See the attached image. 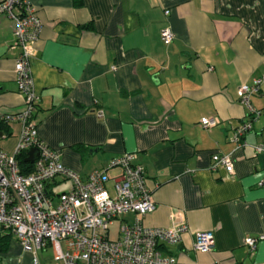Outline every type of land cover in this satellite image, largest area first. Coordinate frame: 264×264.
<instances>
[{"label":"crops","instance_id":"0c3cea01","mask_svg":"<svg viewBox=\"0 0 264 264\" xmlns=\"http://www.w3.org/2000/svg\"><path fill=\"white\" fill-rule=\"evenodd\" d=\"M25 1L42 22L31 63L38 136L64 166L86 178L133 153L156 205L144 225L188 226L180 245L163 251L176 264H264V240L254 251L246 244L264 236V152L255 149L264 145V80L250 101L258 120L243 146L232 141L251 117L239 87L264 79V0ZM167 27L171 44L161 39ZM13 29L2 17V115L24 105L14 76L20 49L13 47ZM203 118L219 124L206 130ZM15 144L13 137L0 138L7 151ZM215 154L231 155L234 174L213 169ZM49 188L59 193L69 183L58 179ZM200 231L214 233L213 251L194 249ZM10 239L1 264H33Z\"/></svg>","mask_w":264,"mask_h":264},{"label":"built area","instance_id":"2783aa9c","mask_svg":"<svg viewBox=\"0 0 264 264\" xmlns=\"http://www.w3.org/2000/svg\"><path fill=\"white\" fill-rule=\"evenodd\" d=\"M2 17L14 24L13 47L20 49L14 76L24 105L17 112L0 114V125L6 129L0 138L16 140L12 151L0 147V241L15 239L24 252L32 255L33 264H42L39 252L48 249L52 251V264H176L175 257L163 251L180 245L188 226L183 221H174L166 228L144 225L143 219L155 211L156 205L144 168L135 163V154L116 157L83 178L64 166L60 153L39 138L35 118L39 96L31 63L42 22L35 7L25 0H0V23ZM161 39L164 44L173 42L170 27L163 30ZM263 80L256 79L238 89L240 102L251 111V117L232 135L238 147L243 146L244 136L260 116L250 101ZM98 116L102 117L103 112ZM218 124L216 118L201 120L206 130ZM15 125L18 131L12 130ZM255 149L262 153L264 145ZM32 150V161L26 162L32 172L24 174L20 158H28ZM212 159L213 169L221 166L234 174L231 155L215 154ZM58 179L69 183V188L54 193L49 187ZM129 215L134 218L128 222L124 219ZM116 223L117 238L111 240L110 230ZM262 240L264 236L248 238L246 244L254 251ZM214 241L213 232H197L194 249L211 252Z\"/></svg>","mask_w":264,"mask_h":264},{"label":"trees","instance_id":"16d2710c","mask_svg":"<svg viewBox=\"0 0 264 264\" xmlns=\"http://www.w3.org/2000/svg\"><path fill=\"white\" fill-rule=\"evenodd\" d=\"M74 1H75L74 3H75L76 6H81L82 5V0H74ZM5 130L6 129L0 125V135H1V133L6 132ZM20 165H21V168H22V172L24 174L32 172L31 165L30 164H26V162L24 161V157L20 158ZM10 243H11V239L9 237L3 238L0 241V264H1V261H2L1 255L8 253L9 248H10Z\"/></svg>","mask_w":264,"mask_h":264},{"label":"rangeland","instance_id":"374dc122","mask_svg":"<svg viewBox=\"0 0 264 264\" xmlns=\"http://www.w3.org/2000/svg\"><path fill=\"white\" fill-rule=\"evenodd\" d=\"M60 190H63V188L60 189ZM117 229H118V224L117 223L111 227V230H110V239L111 240H114V239L117 238ZM13 247L14 246H12V248ZM3 255H5V254H3ZM39 256L43 260L46 259V258H49V259L52 260V256L53 255H52V251L50 249H48V252L47 253L46 252H43V251L39 252Z\"/></svg>","mask_w":264,"mask_h":264},{"label":"water","instance_id":"95a60500","mask_svg":"<svg viewBox=\"0 0 264 264\" xmlns=\"http://www.w3.org/2000/svg\"><path fill=\"white\" fill-rule=\"evenodd\" d=\"M34 150L30 151L29 153V157L25 160V162H30L32 161V154H33Z\"/></svg>","mask_w":264,"mask_h":264}]
</instances>
